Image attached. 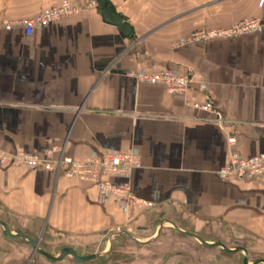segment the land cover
I'll return each instance as SVG.
<instances>
[{"label": "crops", "instance_id": "obj_1", "mask_svg": "<svg viewBox=\"0 0 264 264\" xmlns=\"http://www.w3.org/2000/svg\"><path fill=\"white\" fill-rule=\"evenodd\" d=\"M93 1L0 0V22L64 2L85 7L32 36L21 27L0 30V147L51 162L134 153L141 167L113 182L129 183L148 205L103 196L92 182L62 172L0 168V221L21 236L9 238L0 224L8 247H0V264H78L50 262L22 238L53 258L67 250L99 256L84 264H110L118 241L135 248L127 256L135 264L184 263L182 252L161 256L167 234L195 243L199 258L188 260L195 264H264V178L219 177L231 153L264 154V0H107L131 25L130 37L107 24ZM252 19L261 22L258 32L191 40ZM138 70L176 71L190 90L168 94L129 77ZM160 214L165 221L152 223ZM48 237L64 248H45Z\"/></svg>", "mask_w": 264, "mask_h": 264}, {"label": "built area", "instance_id": "obj_2", "mask_svg": "<svg viewBox=\"0 0 264 264\" xmlns=\"http://www.w3.org/2000/svg\"><path fill=\"white\" fill-rule=\"evenodd\" d=\"M90 5H95V0ZM263 5L264 1H261L260 7ZM84 8L73 5L71 2H64L31 19L0 22V30L11 31L15 27H21L27 36H32L38 29L79 15L84 11ZM260 29V20L246 21L224 30L199 31L192 35L191 40L234 39L258 32ZM129 77L140 83L163 86L171 95H186L190 90V81L176 71L148 72L138 70L131 72ZM229 144L234 146L236 139L229 138ZM6 167L26 168L31 171L46 168L57 174L62 172L68 178L92 182L103 196L112 197L127 205L139 208L148 205L134 195L129 183L117 185L113 182L114 178L127 180L131 172L141 167L139 159L134 153L105 152L99 156L82 159L61 158L56 162H51L22 151L11 153L0 147V168ZM219 177L227 183L264 178V154L245 158L239 153H231L227 165L219 172Z\"/></svg>", "mask_w": 264, "mask_h": 264}, {"label": "rangeland", "instance_id": "obj_3", "mask_svg": "<svg viewBox=\"0 0 264 264\" xmlns=\"http://www.w3.org/2000/svg\"><path fill=\"white\" fill-rule=\"evenodd\" d=\"M259 7H260V4H259ZM253 20H258V19H252V20H246V21L249 22V21H253ZM246 21H242V22H246ZM242 22H240V23H242ZM235 25H237V24H235ZM235 25H233V26H235ZM226 29H228V28H226ZM215 30H218V29H215ZM222 30H224V29H222ZM206 31H212V30H206ZM164 216L165 215H163V214H160L157 217L155 216L151 222L156 223V224L162 223L163 221H165V220H163ZM7 236H8V234H7ZM18 236L21 237L20 235H18ZM51 238L52 237H48L47 243H42V244L45 248H49L51 251L58 253L61 249L64 248L63 247L64 245L58 244L57 241H56L57 244H55L54 243L55 241L53 240L54 238H52V239ZM33 241L37 242V240H33ZM190 242L191 241L184 240L177 235L167 234V235H165L163 241L161 242V245L159 248L160 254H161V256L168 257V255H170L174 252H182V253H185V255H186L185 259L187 260V261H184V263H183V261H181L182 264H195L193 262H189L188 260H189V258H190V260L194 259V258H199V256H198L199 251H198V249H197L198 247L195 245V243H193V241L191 243ZM6 246L7 245H5L2 241H0V247H2L1 249L5 250V248H8ZM114 247L115 248L113 249V252L111 253L113 257H112V261L110 262V264H135L136 263L135 260L132 259V257L136 254L135 253L136 250L134 247H131L129 245V243L118 241L115 243ZM12 251H13V249H12ZM65 251H66V249H65ZM16 253H17V250H16ZM140 254H141V252H140ZM146 254L151 256V251L148 253H145L144 255H146ZM127 256H132V257L128 258ZM166 257H164V259H166ZM182 260H184V259L182 258ZM175 264H178V263H175Z\"/></svg>", "mask_w": 264, "mask_h": 264}, {"label": "water", "instance_id": "obj_4", "mask_svg": "<svg viewBox=\"0 0 264 264\" xmlns=\"http://www.w3.org/2000/svg\"><path fill=\"white\" fill-rule=\"evenodd\" d=\"M98 2L101 5V8H102L101 13H102V16H103V19L105 20V22L111 26L119 28L120 31L123 32V34L126 37H130L132 35V32H133L131 25L126 20H124L123 18H121L120 16H118L115 13V9L107 0H99ZM0 224L2 226H4V228L6 229V234H8L9 238H12V239L20 238L19 236L15 235L4 222L0 221ZM172 224L175 226V228L178 232L183 233L175 223H172ZM120 233L126 234L131 240H133L134 242H136L138 244H141V242L139 240H137L134 236H132L126 232H120ZM160 235H161V230L159 231V234L157 237H159ZM186 235H188L192 238L198 239L197 236H195L194 234L187 233ZM198 240L203 245L210 246L209 244H207L203 240H200V239H198ZM22 241L29 244L33 248V254H36V253L40 254L43 257H45L47 260H49L50 262H53V263L63 261L66 258H73L78 264H84L87 261H90V260H93V259L99 257L98 255H96L93 257H89V258H83V257L78 256L73 250H67L65 253L62 254V256L60 258H53L50 255H48L46 252L42 251L39 248V245L37 242H34L33 240H31L29 238H22ZM213 246L224 247L223 245H220V244H215ZM224 248L228 252H232L230 249H228L226 247H224Z\"/></svg>", "mask_w": 264, "mask_h": 264}]
</instances>
